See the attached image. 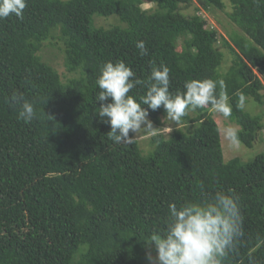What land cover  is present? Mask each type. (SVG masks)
Masks as SVG:
<instances>
[{
	"label": "trees",
	"instance_id": "16d2710c",
	"mask_svg": "<svg viewBox=\"0 0 264 264\" xmlns=\"http://www.w3.org/2000/svg\"><path fill=\"white\" fill-rule=\"evenodd\" d=\"M26 5L22 18L0 19V264H147L146 253L155 250L146 241L165 230L169 204L203 203L229 190L239 201L242 226L223 264H264V153L246 164L240 158L225 163L210 106L189 111L170 137L155 134L148 156L135 138L115 142L96 115L104 64L123 61L141 80L163 64L172 95L182 93L186 81L223 80L216 94L228 97L236 142L254 149L262 142L264 115L248 112L247 104L264 106L255 72L264 77V0ZM228 5L241 33L231 40L200 14ZM113 17L118 23L108 29L96 24ZM141 40L144 56L136 48ZM46 43L61 46L72 76L66 82L40 56ZM222 48L233 57L227 70ZM145 92L137 85L129 95L140 102ZM20 94L34 106L31 122L19 119L12 103ZM148 112L154 129L164 127L163 107Z\"/></svg>",
	"mask_w": 264,
	"mask_h": 264
},
{
	"label": "clouds",
	"instance_id": "9594fccd",
	"mask_svg": "<svg viewBox=\"0 0 264 264\" xmlns=\"http://www.w3.org/2000/svg\"><path fill=\"white\" fill-rule=\"evenodd\" d=\"M26 6V0H0V19L12 14L22 18ZM136 48L141 56L147 55L144 41H137ZM96 84L100 90L96 100L101 102L96 115L110 126L109 133L117 143H131L138 133L154 129L148 109L156 111L163 107L166 117L174 123L189 111L207 106L225 117L231 114L227 95L223 91L216 94L218 85L224 89L223 80L186 81L185 90L172 95L169 92V68L163 64L151 66L147 80H141L135 78L133 70L123 61L107 62L101 68ZM137 85L146 88L140 102L129 95ZM240 98L243 106V96ZM12 103L19 106V119L28 123L35 118L33 104L22 94L14 95ZM130 132L134 135L130 136ZM225 134L230 141L236 142L235 129L228 128ZM241 226L239 201L230 190L227 193L217 191L211 200L203 203L186 202L180 207L169 204L165 230L146 241L155 250L154 256L151 250L146 253L148 264H223L227 249L241 234Z\"/></svg>",
	"mask_w": 264,
	"mask_h": 264
},
{
	"label": "rangeland",
	"instance_id": "374dc122",
	"mask_svg": "<svg viewBox=\"0 0 264 264\" xmlns=\"http://www.w3.org/2000/svg\"><path fill=\"white\" fill-rule=\"evenodd\" d=\"M197 6V4H195ZM143 10H150L153 8V5L151 4H143L141 7ZM191 14L195 13V10L192 9L189 11ZM231 12V6H227L226 10L223 11H217V10H211V11H203L200 9V14L204 19H206L210 26L212 28H215L218 31L219 36L225 38L226 40H231L232 36L234 34H241L238 28L233 25L229 18L228 14ZM117 20H114V17L111 19H98L96 24L99 27L103 28H110L114 25H117ZM181 42L178 44V51H180ZM52 44L57 45V41H52ZM223 50V48H222ZM225 52V55L227 56V62H225L223 69L227 70L230 65L231 61H233V57L231 53L228 50H223ZM40 56L42 59L50 64L61 76L63 82H66L68 79H70L72 76L66 71V68L64 66V55L61 51V46H51L50 43H46L43 51L41 52ZM258 78L261 80V82L264 85V77H262L257 71H255ZM264 94V92H263ZM253 107V108H251ZM247 110L248 112L255 114V115H264V106L263 107H254L253 103L247 104ZM212 117L215 120V122L219 126L220 130V139H221V146L223 151V157L225 163L233 160L234 158H240L244 164L251 162L255 157L258 155L264 153V132L262 133V142L257 143L254 149H247L243 145H241L238 142H232L226 137V129L233 128L236 130L239 129L235 124H232L229 120V116L225 117L222 113L216 112L214 110L211 111ZM164 127L153 129L151 131H142L141 133H138L134 138L138 143H140V147L143 150L144 153H142L143 156L150 155L154 150V145H151V138L155 134H162L165 137H170L174 129L180 128L182 125L178 123H174L173 121L167 119L162 120ZM131 135H134L130 132ZM154 256L155 254L152 253ZM148 264V263H147Z\"/></svg>",
	"mask_w": 264,
	"mask_h": 264
}]
</instances>
